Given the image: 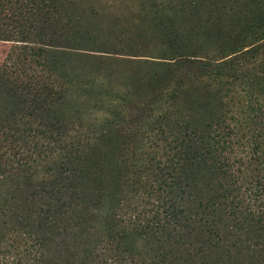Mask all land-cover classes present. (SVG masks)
Listing matches in <instances>:
<instances>
[{"label":"trees","instance_id":"trees-1","mask_svg":"<svg viewBox=\"0 0 264 264\" xmlns=\"http://www.w3.org/2000/svg\"><path fill=\"white\" fill-rule=\"evenodd\" d=\"M192 3L167 5L175 13ZM259 10L233 48L161 51L156 58L169 60L174 76L162 81L173 82V92L150 94L151 105H142L144 99L132 105L131 94L94 95L104 115L88 130L63 129L57 150L52 132L16 127L15 143L26 141L32 151L20 156L31 161L41 154L42 162L58 164L61 184L47 170L45 182L36 185L13 181L10 171L0 174V264H264V0ZM60 12L56 0H0V42L120 53L84 18L66 14L62 20ZM171 34V42L181 41L179 32ZM65 86L63 121L82 115L74 113L83 106L72 100L76 90L81 97L107 89L103 79L70 77ZM186 91L199 98L184 101ZM125 107L135 112L128 120ZM159 115L178 125L169 142L147 149L134 141L133 154L142 155L133 158L132 169L119 177L97 174L92 159L103 144H125L137 121ZM44 137L51 141L39 148L34 141ZM34 176L36 170L27 179Z\"/></svg>","mask_w":264,"mask_h":264},{"label":"rangeland","instance_id":"rangeland-1","mask_svg":"<svg viewBox=\"0 0 264 264\" xmlns=\"http://www.w3.org/2000/svg\"><path fill=\"white\" fill-rule=\"evenodd\" d=\"M173 1L177 0H56L61 5L59 18L63 20L66 14L71 18H84L91 30L106 35L107 44L116 46L112 48L120 50L119 54L95 55L33 44L0 42V174L7 175L10 171L8 176H14L13 181L19 177L20 184H24L26 180L29 184L36 185L45 182L42 178L47 175V170V173H55L51 179L55 180L56 186H60L61 170L58 164L42 162L41 154L39 159L33 155L31 161L20 156L29 146L24 147L26 141L15 143L13 130L16 127L30 125L36 130L52 132V140L55 141L53 144H56L57 150L63 129L68 127L88 130L87 126L97 116L104 115L100 111L102 106L97 103L98 99L94 95L107 94L116 99L131 94L136 100L132 105L137 106L144 99L142 105L146 106L150 94L172 93L173 82H169V79L162 81L164 78H174L168 74L171 62L156 57H160L166 48L176 46L195 48L202 54H215L219 49L233 48L237 44L234 38L241 33L245 23L252 21L261 4V0H191V5L178 6L177 12L172 13L167 3L173 6L174 4H170ZM84 26L85 24H80V28H86ZM173 32L180 33V42H171L168 39ZM232 41L234 45H231ZM234 56L236 54L227 58L225 56L224 60ZM69 62L73 64V70L65 67ZM70 77L76 78L78 82L93 79L95 84L103 79L107 89L103 92L98 87L93 88L84 97H79L76 90L72 100L83 106L78 107L75 112H68L82 113V117L63 121L66 118H62V105L67 90L65 80ZM183 96V100L186 99L188 103L199 98L197 95L190 96L187 91ZM123 109L124 120L134 116L135 112L129 107ZM16 114H19L21 121L14 116ZM148 119L142 118L132 126L134 134L125 144L114 141L102 145L97 156L92 159L98 161L95 169L99 176L119 177L125 168L126 171L127 167L132 169L133 158L141 156L142 152L137 150V155H134L133 144L130 143L138 141L140 146L145 144V148L150 149L155 142L161 144V139L167 140L177 131L178 125L161 118L160 115L159 118ZM3 133L6 136H2ZM50 141L44 137L34 142L42 148ZM28 150L29 153L32 152L31 149ZM29 153L22 155L31 156L32 153ZM31 163L33 166L30 168ZM19 166L22 167L18 173L15 168ZM26 167L31 170L24 172ZM35 170L38 177L34 176L33 181H29L27 177Z\"/></svg>","mask_w":264,"mask_h":264}]
</instances>
